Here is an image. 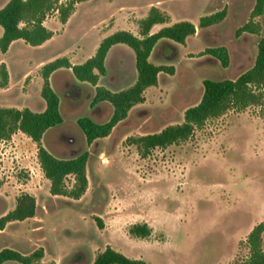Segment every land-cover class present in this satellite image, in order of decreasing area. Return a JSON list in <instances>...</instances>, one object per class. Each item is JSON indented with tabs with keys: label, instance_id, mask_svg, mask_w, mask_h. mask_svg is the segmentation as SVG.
Returning a JSON list of instances; mask_svg holds the SVG:
<instances>
[{
	"label": "rangeland",
	"instance_id": "1",
	"mask_svg": "<svg viewBox=\"0 0 264 264\" xmlns=\"http://www.w3.org/2000/svg\"><path fill=\"white\" fill-rule=\"evenodd\" d=\"M253 4L254 0H84L76 3L65 23L59 21L58 12L45 18L54 34L44 45L13 42L4 56L12 87L0 92V102L22 103L39 111L41 62L63 56L67 49L70 58L79 53L82 61L102 34L137 29L136 22L150 5L168 16L155 31L179 20L196 26L184 44L160 40L155 45L149 60L172 65L173 72H160L157 84L145 89L143 102L135 104L108 136L89 144V185L78 200L50 194L37 147L24 134L0 142V215L14 207L22 192L33 194L38 206L34 217L10 221L0 230V249L10 247L26 254L42 246L40 264H91L108 245L148 264H225L245 259L246 237L264 218V99L259 105L229 109L210 118L188 139L154 148L146 157L127 139L181 122L184 110L199 101L203 79H234L253 64L257 42L264 34V12L255 18L261 26L259 34H236ZM119 6L129 12L109 16ZM223 8L226 14L220 22L197 26L200 16ZM218 46L228 51L226 66L204 52ZM166 49L169 57L164 55ZM118 56L131 62L124 52L114 50L111 67ZM28 69L24 94L17 80ZM133 80L129 77L116 84L111 72L100 83L124 88ZM72 92L79 90L75 87ZM57 135L77 140L66 127ZM72 182L68 176L67 186ZM95 217L100 218L101 228ZM144 222L151 228L148 236L128 233L131 224Z\"/></svg>",
	"mask_w": 264,
	"mask_h": 264
},
{
	"label": "trees",
	"instance_id": "2",
	"mask_svg": "<svg viewBox=\"0 0 264 264\" xmlns=\"http://www.w3.org/2000/svg\"><path fill=\"white\" fill-rule=\"evenodd\" d=\"M84 0H8L0 8V26L3 31L0 36V51L5 52L9 44L16 39L36 46L42 44L53 35V31L44 24L45 18L51 12H58L59 21L65 23L75 8L77 2ZM264 12V0H254L248 20L236 30V34L243 32L259 34L261 26L256 17ZM225 8L202 15L197 26L206 28L220 22L225 17ZM168 21V16L158 7L151 6L147 14L137 21L139 36L128 30H116L105 36L97 46L94 54L84 62L71 64L65 56L48 61L41 67L42 86L40 96L45 101L42 111H33L28 107L0 106V142L11 138L21 131L26 134L37 147V160L46 179L49 180V192L79 199L86 191L88 179L86 166L90 152L84 149L72 157H58L41 144V138L47 130L58 126L62 122L59 110V96L51 87L49 76L59 68H70L73 77L81 82L94 86L91 104L108 103L111 114L107 120L97 122L87 116L77 119L76 124L85 138L87 145L95 140L108 136L113 128L123 121L130 109L144 100V91L155 86L160 72L172 73V65L154 64L149 56L160 40L184 44L188 36L193 35L196 26L188 20H179L165 25L150 33L153 25ZM116 44L128 46L134 53L136 79L130 86L111 91L104 86L97 85L100 76L107 73L105 57L110 48ZM205 53L218 58L223 66L228 64V51L224 46L207 47ZM8 83V72L3 62L0 63V87ZM203 91L199 101L187 107L183 113V120L179 123L168 124L157 132L128 137L130 143L135 144L141 157H146L152 149L163 148L173 143L188 139L196 128L201 127L206 120L220 116L229 109L241 110L249 105H259L264 99V34L257 42V50L253 64L236 78L210 79L202 81ZM72 176L70 187L66 178ZM37 201L33 194L22 192L15 198L14 207L0 215V230L10 221H22L35 216ZM99 228L102 223L95 217ZM264 218L249 231L246 242L249 254L245 259L225 264H264V248H262V233ZM151 232V228L144 223H133L128 233L135 237L144 238ZM44 255L42 246L35 247L29 253H21L10 247L0 249V264L15 262L18 264H40ZM91 264H148L142 258H131L106 246L98 252Z\"/></svg>",
	"mask_w": 264,
	"mask_h": 264
},
{
	"label": "crops",
	"instance_id": "3",
	"mask_svg": "<svg viewBox=\"0 0 264 264\" xmlns=\"http://www.w3.org/2000/svg\"><path fill=\"white\" fill-rule=\"evenodd\" d=\"M7 1L1 3L0 4V8L2 6H4V4ZM151 6H155V5H150L149 8ZM149 8H148V10H149ZM148 10H147V12H148ZM122 11L129 12L128 9H126V8H124L122 6H119V8L116 11L111 10V13L109 14V16H112V15L116 14V12L121 13ZM46 22L47 21L44 20L43 24L48 29H50ZM132 23H134V22H132ZM172 23H170V24H172ZM128 24H130V23H128ZM160 24L161 23L153 25L151 30H150V33L155 32L154 27L156 25H160ZM119 30H121V29H119ZM123 30H128V31L132 32L134 35L139 36L138 24H137V29L133 28V30H131V29H123ZM2 31H3V29L0 26V36L2 34ZM53 34H54V31H53ZM107 35H109V34H107ZM107 35L106 34H102V36H99V38H97L96 43L94 44V46L91 49V52L90 53L88 52V54L86 56H84L85 58L82 61L80 60V59H82L81 58L82 56H80L79 53H78L77 56H73V57L70 58L68 56V54H67V50L68 49L66 50V52H65V54L63 56H65L71 64L82 63L87 58H89L90 56H92L94 54V52H95L97 46L99 45L100 41ZM51 38H52V36L49 39H47L46 41H44L42 44H39V45H36V46L44 45ZM16 40H19V39H16ZM16 40H13L9 44V46H8V48H7V50L5 52H1L0 51V54H1L0 63L3 62L5 64L6 70L8 72V83H7L6 86L0 87V92H4L5 93V92L9 91L11 89V87H12L11 69H10L9 64L4 60V56L7 54V52L9 51V48L11 47L13 42H15ZM20 40H22V39H20ZM97 43H98V45H97ZM114 50H121L122 52H124L125 55L131 57V62L128 61L127 59H125L124 56H118L117 61L111 67V65H110V55H111V53ZM59 57H62V56H59ZM106 60H107V63L105 64V67H106L107 73L105 75L99 77V79L97 81V85L104 86V87H106L107 89H109L111 91H119V90H122V89H124L126 87L117 88L118 86H115V83L116 84L123 83V81H125L129 77H131V81L134 79L131 84L134 83V81L136 79V75H137L136 74V69H135V66H134V53L128 46H126L124 44H116V45L112 46L110 48V50L108 51L106 57H105V61ZM79 61H81V62H79ZM45 63H47V62H45ZM45 63L41 62L39 64L38 68H40V71H41L42 65H44ZM29 70L30 69L26 70L22 74L21 78H18V80H17L18 81L17 85H18V87H20V91L22 93H24V94H26L28 92V89H26V87L24 86V82H25L26 76L29 73ZM111 72H113L116 82L114 84H109V85L101 84L100 83L101 78L106 79L111 74ZM49 81H50L51 87L56 91V93L59 96V110H60V113H61V116H62V122L58 126L50 128L49 130H47L45 132V134L41 138V144L44 147L48 148L52 153H54L58 157H72V156H75V155L79 154L84 149H88L89 150V145L86 144L85 138H84L83 134L81 133V131L79 130V128H78V126L76 124V121H77L78 118H80L82 116H87V117H90L91 119H93L94 121L101 122L100 120H98L95 117H100L102 115H105V117H107L106 118V120H107L109 118L110 114H111V111H112L111 106L108 103H105V102H98L96 104H91V101H92V98H93V94H94V86H91L87 82H81V81L76 80L73 77V75L71 74L70 68H59V69H57L56 71H54L49 76ZM39 85H40L39 86V94H40V89H41V86H42V76L41 75H40V78H39ZM56 85L59 88H57ZM75 87H76V89L79 90V93L75 94V93L72 92L73 88H75ZM59 90H63L64 94H60ZM1 102H0V106L1 107H15V108L28 107L31 110H33L31 107L25 106L26 104H22L21 103L20 105L16 106V105H13V104H7V102H9V101H7L6 103H1ZM38 104H39L38 108L40 109L39 111H42L45 108V101L43 99H42V101L39 100ZM33 111H35V110H33ZM64 127L68 128L71 131L72 135L74 134V136L77 138L76 141L73 139L74 137L71 138V135H69L68 138L67 137L66 138L65 137H61L60 135H57V131L59 129L64 128ZM18 133L24 134L21 131H17L12 136H14V135H16ZM24 135L29 140H31L26 134H24ZM44 140H45V142H44ZM32 143H34V142L32 141ZM87 179H88V177H87ZM88 185H89V180H88ZM88 185H87V189H88ZM87 189H86V191H87ZM41 262L42 263L44 262L43 258L41 259Z\"/></svg>",
	"mask_w": 264,
	"mask_h": 264
},
{
	"label": "water",
	"instance_id": "4",
	"mask_svg": "<svg viewBox=\"0 0 264 264\" xmlns=\"http://www.w3.org/2000/svg\"><path fill=\"white\" fill-rule=\"evenodd\" d=\"M167 51H168L167 49L164 51V55H165L166 57H169V54H168Z\"/></svg>",
	"mask_w": 264,
	"mask_h": 264
}]
</instances>
